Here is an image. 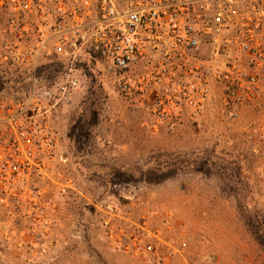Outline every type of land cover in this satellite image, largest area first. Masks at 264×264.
I'll return each mask as SVG.
<instances>
[{
	"label": "rangeland",
	"instance_id": "1",
	"mask_svg": "<svg viewBox=\"0 0 264 264\" xmlns=\"http://www.w3.org/2000/svg\"><path fill=\"white\" fill-rule=\"evenodd\" d=\"M238 1L217 58L209 45L198 57L207 94L189 99L186 68L157 56L131 74L130 95L119 74L85 57L72 68L55 55L2 62L6 45L34 46L44 21L16 18L11 32L0 0V94L23 96L33 83L21 80L34 74L47 90L66 73L79 80L51 121L46 175L0 192V264H264V17L260 54L236 43L264 0Z\"/></svg>",
	"mask_w": 264,
	"mask_h": 264
},
{
	"label": "built area",
	"instance_id": "2",
	"mask_svg": "<svg viewBox=\"0 0 264 264\" xmlns=\"http://www.w3.org/2000/svg\"><path fill=\"white\" fill-rule=\"evenodd\" d=\"M7 1L13 12L11 32L19 17L36 16L44 23L38 28L34 46L6 45L2 62L39 66L37 57L55 55L64 62L68 59L67 65L72 68L79 57H85L119 74L121 88L130 95L131 74L140 66H150L157 56L159 66L174 64L186 68V77L191 80H183L181 92L189 99L207 94V74L203 61L198 59L200 52L209 45L217 58L223 35L237 26L239 10L238 0ZM21 9H25V14ZM51 17L55 23L49 26L45 21ZM262 17L264 12L252 7L248 22L236 32V43L254 57L262 46L258 34ZM22 29L26 33L29 28ZM66 75L65 82L51 90L39 87L34 74L33 87L23 96L0 94L1 193H8L17 179L28 181L46 175L48 162L57 151L51 121L59 112L60 103L69 101L79 87L75 76ZM194 77L198 84L192 82ZM214 77L221 80L222 71L216 69ZM149 79L148 75L139 77L140 82ZM251 82H255L253 76Z\"/></svg>",
	"mask_w": 264,
	"mask_h": 264
},
{
	"label": "trees",
	"instance_id": "3",
	"mask_svg": "<svg viewBox=\"0 0 264 264\" xmlns=\"http://www.w3.org/2000/svg\"><path fill=\"white\" fill-rule=\"evenodd\" d=\"M30 80H31V78L29 76H27L26 78L22 79L21 81H30ZM258 239H259L260 245L264 247V238L260 236Z\"/></svg>",
	"mask_w": 264,
	"mask_h": 264
}]
</instances>
